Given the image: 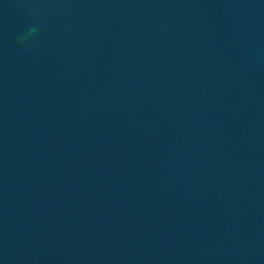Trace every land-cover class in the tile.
Instances as JSON below:
<instances>
[{
    "label": "water",
    "instance_id": "1",
    "mask_svg": "<svg viewBox=\"0 0 264 264\" xmlns=\"http://www.w3.org/2000/svg\"><path fill=\"white\" fill-rule=\"evenodd\" d=\"M0 264H264V0H0Z\"/></svg>",
    "mask_w": 264,
    "mask_h": 264
}]
</instances>
